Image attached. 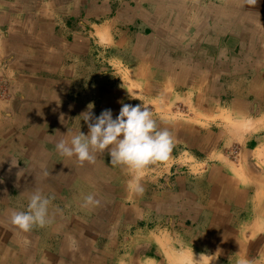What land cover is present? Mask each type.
I'll use <instances>...</instances> for the list:
<instances>
[{"label":"crops","instance_id":"1","mask_svg":"<svg viewBox=\"0 0 264 264\" xmlns=\"http://www.w3.org/2000/svg\"><path fill=\"white\" fill-rule=\"evenodd\" d=\"M229 6L259 14L256 28L237 19L232 47L209 49ZM124 104L174 139L141 194L107 149L81 164L55 147L88 133L83 113ZM263 124L264 0H0V264H178L191 251L264 264ZM35 191L50 222L25 233L10 216ZM88 194L99 204L83 206Z\"/></svg>","mask_w":264,"mask_h":264},{"label":"clouds","instance_id":"2","mask_svg":"<svg viewBox=\"0 0 264 264\" xmlns=\"http://www.w3.org/2000/svg\"><path fill=\"white\" fill-rule=\"evenodd\" d=\"M88 123V133L74 134L70 140H60L56 150L63 156L75 157L78 162L94 163L97 152L108 150L111 164L124 166L133 179L129 189L133 193H143L140 179L150 164L165 162L174 147V139L168 129L158 128L153 113L143 105L124 104L119 114L113 118L112 111L106 109L97 117L91 112L82 114ZM51 198L40 191L33 192L26 211L11 212V224L22 232H29L34 226L44 227L50 222L49 205ZM99 204L94 195L88 194L83 199V206ZM184 264H202L201 256L195 260L193 252Z\"/></svg>","mask_w":264,"mask_h":264},{"label":"rangeland","instance_id":"3","mask_svg":"<svg viewBox=\"0 0 264 264\" xmlns=\"http://www.w3.org/2000/svg\"><path fill=\"white\" fill-rule=\"evenodd\" d=\"M237 12H241L240 14H238ZM257 12H259V11H257ZM213 14L214 13H216L215 11H213L212 12ZM234 13H235V15H234ZM233 16H235V18H233ZM258 16H259V14H255V12L253 13V14H249L247 11H235L234 12V9H233V7L232 6H229V9H227L226 11H225V13H224V17H223V22H220V25H219V27H221V28H223L224 29V32L223 33H219V34H214V35H212V36H208V37H205V38H202L203 40H202V44L203 45H207L208 46V48L210 49L211 47H213V46H215V47H217V46H224V47H232V42L230 41V39H229V35H230V33H232L233 32V30H234V28H233V26H235L236 25V23L238 22L237 21V19H239V22L241 23V24H243V21L241 20L242 18H246V20H245V23L248 25H250V27H252V28H256L255 27V24H256V22H253L252 20H256V18H258ZM257 25V24H256ZM246 28H248V26H246ZM228 33V35H224L226 32ZM223 35L225 36V37H223ZM246 38V40H249V37L248 36H246L245 37ZM195 37H194V41H195ZM205 39V40H204ZM218 39V40H217ZM194 44L195 45H197L196 47H195V49H197V48H199L200 46L198 45V42L196 43V42H194ZM194 45V46H195ZM246 47H248V46H246ZM248 48H250V47H248ZM194 49V50H195ZM217 50V49H216ZM216 50H215V53H216ZM197 51H199V49H197L196 50V52ZM195 51H194V63H195V61H196V63L197 62H200L201 60H203L204 61V59H202L200 56H199V54L198 53H196ZM213 54V55H210V57H212V56H215V58L217 57V54ZM249 54V52H245V56H247ZM227 57H229L228 56V54H226L225 55V58H227ZM215 58L213 59V63L215 64ZM264 125V124H263ZM234 151H236V150H232V151H230L229 153H228V155L229 156H231L232 157V159H233V157H235V152ZM161 263L162 264H166L165 263V261H161ZM169 264H176L175 262H170L169 261ZM178 264H184L183 262H179Z\"/></svg>","mask_w":264,"mask_h":264}]
</instances>
